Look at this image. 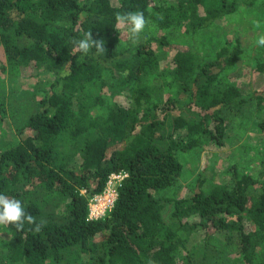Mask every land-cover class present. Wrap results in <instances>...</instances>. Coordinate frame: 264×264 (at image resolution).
Wrapping results in <instances>:
<instances>
[{
    "label": "trees",
    "instance_id": "trees-1",
    "mask_svg": "<svg viewBox=\"0 0 264 264\" xmlns=\"http://www.w3.org/2000/svg\"><path fill=\"white\" fill-rule=\"evenodd\" d=\"M219 1L217 6L209 0H0V44L10 64L36 63L54 72L40 107L18 127V142L0 152V194L21 200L34 217L19 230L1 224L8 235L3 242L8 263L45 264L75 251L90 255L86 264H184L180 249L191 233L202 231L205 243L213 232L226 233L227 243L237 242L242 264H255V248L264 242V180L243 174L231 186L205 192L200 177L188 197L153 193L181 172L180 150L198 146L203 138L222 146L221 111L241 93L233 85L213 83L221 67L238 58V46L200 63L192 50L158 39L169 46L172 76L188 94L183 107L194 115L187 116L174 99L152 101L143 83L155 65L154 46L148 42L123 57L115 39L118 13L142 9L160 28L182 24L195 30L236 10L234 1ZM87 33L105 51L93 47L81 53L75 42ZM258 68L264 70V64ZM106 70L123 72L114 76L122 84H138L132 99L111 106L100 123L89 110L102 101L88 86L101 82ZM193 73L190 86L185 80ZM201 76L207 82L198 87L194 83ZM168 121L170 131L162 138L158 132ZM60 140L75 148L68 156ZM122 171L111 210L89 219L90 199L104 191L110 175ZM166 203L173 205L174 226H163Z\"/></svg>",
    "mask_w": 264,
    "mask_h": 264
},
{
    "label": "rangeland",
    "instance_id": "rangeland-1",
    "mask_svg": "<svg viewBox=\"0 0 264 264\" xmlns=\"http://www.w3.org/2000/svg\"><path fill=\"white\" fill-rule=\"evenodd\" d=\"M209 1L217 6L220 4L219 0ZM227 1L236 3L233 13L211 20L195 30L182 24L163 29L152 19H148L145 28L130 38V23L119 24L117 27L115 39L119 52L124 53L123 57L148 42L157 51L154 67L143 77V83L149 86L152 101L174 99L179 102L178 112L187 116L194 114L191 109L183 107L190 100L179 81L172 76L169 46L192 50L200 63L215 60L219 54L228 53L236 46L240 50L238 58L232 64L221 67L222 70L213 83L217 88L233 85L241 93L238 99L221 111L225 119L222 146H216L210 139L203 138L198 146L180 150L178 157L181 172L172 184L155 190V196L170 199L188 197L200 177L203 179L201 189L205 192L217 185L231 186L235 176L243 174L264 180V70L258 68L260 63L264 64V47L256 44L257 38L264 35V0ZM200 13L204 14V10L200 9ZM162 37L169 43L168 47L162 46V42L158 40ZM119 72L115 70L111 74L106 70L101 82L99 80L89 84V94L100 97L102 101L90 107L91 119L103 123L111 106L119 102L127 104L132 99V90L138 82L122 84L114 79ZM53 74V70L36 63L13 67L0 44V152L18 142V127L26 124L40 107L39 102L47 93ZM194 75L195 73L191 74L185 80L190 86L193 85ZM206 82V77L201 76L194 84L200 87ZM257 93L263 95V98L257 99ZM213 124L211 120L209 126L213 127ZM169 131L170 121L158 133L164 138ZM70 148L68 141L67 144H62L60 140V150L65 151V155L70 152ZM74 149L71 148L72 151ZM119 180V177L110 176L104 191L94 196L97 197V206L104 205L105 199L109 197V191L105 190L116 188ZM172 212V203L164 204L161 210L164 227L174 226ZM7 236L0 224V264H10L4 255L3 242ZM226 239V233L213 232L208 244L204 242L202 231L193 232L187 237L179 255L187 257L184 264H242L237 242L227 243ZM89 257V254L71 251L60 256L59 261L47 260L45 264H86ZM254 262L264 264V242L255 248Z\"/></svg>",
    "mask_w": 264,
    "mask_h": 264
},
{
    "label": "clouds",
    "instance_id": "clouds-1",
    "mask_svg": "<svg viewBox=\"0 0 264 264\" xmlns=\"http://www.w3.org/2000/svg\"><path fill=\"white\" fill-rule=\"evenodd\" d=\"M117 22L122 25L131 24L130 38L138 35L148 23V17L142 9L127 10L124 13L117 14ZM256 44L264 47V35L257 38ZM75 47L83 54H88L90 49L95 47L97 51H105L104 45L99 43V40H94L91 33L75 42ZM25 221L34 223V217L26 213L21 200L9 198L6 195L0 194V224H14L19 230L23 228ZM39 225H36V230H39Z\"/></svg>",
    "mask_w": 264,
    "mask_h": 264
},
{
    "label": "built area",
    "instance_id": "built-area-1",
    "mask_svg": "<svg viewBox=\"0 0 264 264\" xmlns=\"http://www.w3.org/2000/svg\"><path fill=\"white\" fill-rule=\"evenodd\" d=\"M110 176L119 177L120 178L119 184H120L122 178L125 176V172L122 171V172H119L117 174H112ZM116 189H117V187L113 188V189L112 188H109V189L107 188L105 190V191H107V190L109 191V197H107L105 199L106 202L101 207L97 206V204H96L97 203V197H94L93 199H91V202H89V212H88V218L89 219L101 218V217L105 216L107 211L109 212L111 210V208L113 206V202H114V200L116 198ZM94 201H96V202H94Z\"/></svg>",
    "mask_w": 264,
    "mask_h": 264
}]
</instances>
